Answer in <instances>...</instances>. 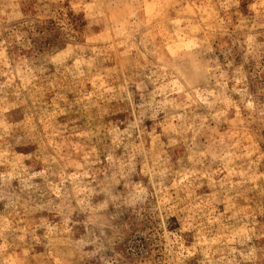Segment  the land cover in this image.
<instances>
[{
  "label": "rangeland",
  "instance_id": "obj_1",
  "mask_svg": "<svg viewBox=\"0 0 264 264\" xmlns=\"http://www.w3.org/2000/svg\"><path fill=\"white\" fill-rule=\"evenodd\" d=\"M0 264H264V0H0Z\"/></svg>",
  "mask_w": 264,
  "mask_h": 264
}]
</instances>
